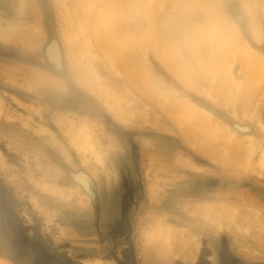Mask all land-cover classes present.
<instances>
[{"label": "rangeland", "instance_id": "1", "mask_svg": "<svg viewBox=\"0 0 264 264\" xmlns=\"http://www.w3.org/2000/svg\"><path fill=\"white\" fill-rule=\"evenodd\" d=\"M4 1L7 7L10 2L11 10L8 16L0 15V28L8 23H33L43 36V41L36 48H32L33 45H23L18 40H0V65L6 66L4 72L0 70V158H4L7 164L5 171H0V196L3 195V199L0 197L1 221L8 244L23 262L109 264L108 261L111 264H164L163 258L146 251L141 238L144 226L157 214L173 227L183 226L187 234L196 233L200 241L196 258L200 256L205 264H212L214 261L223 264H264V258H260L264 257V240L260 242L258 238L252 243L234 227L220 233L207 226L202 218L181 210L186 202L225 200L248 204L264 211V175L258 171L240 170L231 166V163L246 164L247 161L256 164L259 149L249 157L248 144L239 148V145L226 142L222 138H212L211 129L204 128V125L188 123L186 118H174L175 111H169L161 105L162 99L157 98L156 91L149 87L144 79L146 73H142L146 70L142 69H147L146 64L149 62V69L165 79L168 85L170 83L180 91L183 88L157 62L152 50L145 51L144 58L141 49H137L139 52L135 50L132 60H136L137 55L138 63L131 60L127 63L128 58L123 59V63L126 62L124 67L133 74L136 73V76L133 75L136 77L135 87L127 82L122 73L118 75L115 71L114 75L111 71L113 67H109L107 63L109 61L90 59L95 67L91 66L95 75L105 81L115 95L123 98L121 106L137 116L132 124L116 121L111 112L106 111L96 98L72 81L66 55L67 45L61 37L65 23L60 15L65 14V9L59 7L55 0H24L23 11L20 9V0ZM217 1L219 5L216 0H196V3L204 4L207 10L209 8L213 18L221 10V17L226 16L238 27L239 37L259 56L264 57V7L259 8L264 6V0H258L257 7L255 0ZM70 3H66V9L75 21L74 17L77 18V15ZM247 3L255 9L252 11V22L261 26L260 40L249 29L251 16L245 8ZM221 17L214 19L218 21ZM73 20L70 21L75 24ZM52 32L56 34L57 42L61 46L64 72L54 71L43 53ZM227 32L229 34L226 33V37L228 35L233 42L235 38V47L241 52L242 48L237 46L240 44L234 33L230 30ZM90 33L92 31H87L89 41L95 47L92 52L97 51L99 56L103 54L101 51L106 53V50H100L102 48L97 50L100 45L94 41V34ZM109 53L113 57L112 52ZM138 55H142L141 60ZM81 59L79 62L85 63V58ZM243 60V64L239 58L231 62L236 85L230 84L226 87L236 99H241L248 93V100L242 104V108L226 106L222 101H217L216 96L208 101L196 96L194 98L204 101L207 108L220 117L226 116L240 124L253 126L251 135L254 140L258 139L260 144H264V130L255 126L259 121L264 123V59L257 60L245 54ZM221 68L222 72H226L227 67ZM18 69H28L59 79L64 88L37 84L29 74L17 73ZM250 72L253 75L249 76ZM139 77H144L145 81ZM19 92L24 98L30 99H20L16 96ZM63 115L72 118L75 124L84 121L89 128H97L101 164L93 158H87L86 164H82L67 136L55 124V120L63 118ZM222 120L225 121L224 118ZM41 125L49 128L53 137L37 133L36 130ZM186 134L198 137L199 140L202 138L203 146L211 152L206 154L189 146ZM211 156L225 163L214 162ZM186 159L201 165L202 171L187 168L183 164ZM126 170L129 171L132 178L130 182L133 181L136 189L133 197L135 201H131L130 206L123 210L125 214L128 213L129 227L125 232L127 230L129 234L120 232V228L116 229L120 221L107 219L117 213L113 194L122 187L121 181ZM78 172L92 178L97 188L96 201L85 191L86 189L92 196L95 194L90 181L84 176L79 177L80 182L86 181L85 184L81 182L84 189L76 180L75 174ZM148 177H153L158 184L153 201L146 191ZM43 182L55 183L69 189L70 198L41 191L38 184ZM115 218L117 219L116 216ZM111 231L113 234L110 235ZM122 236L128 237L124 241L125 245ZM126 246L128 255L123 262L117 252ZM180 261L173 258L171 264H179ZM195 261L188 264H195ZM181 263L186 264L182 261ZM0 264L14 263L0 256Z\"/></svg>", "mask_w": 264, "mask_h": 264}, {"label": "bare ground", "instance_id": "2", "mask_svg": "<svg viewBox=\"0 0 264 264\" xmlns=\"http://www.w3.org/2000/svg\"><path fill=\"white\" fill-rule=\"evenodd\" d=\"M55 1L59 7L65 9V14L60 15V19L64 20L63 23H65L61 30V37L64 44L67 45L66 55L69 62V71L72 74V81L80 89L96 98L106 111L111 112L116 121L132 124L137 116L135 115L136 113L130 112L121 106L123 98L115 95L111 87L105 81L100 80L98 75H95L91 66L95 67L90 62V59L94 61L104 59L105 62H111L110 64L109 62L107 63L109 67H113L111 69L113 74L115 75L116 72L118 75L122 73L127 82L134 86L136 80V77H134L136 75L134 74L136 73L133 74L127 67H124L126 66V62L123 63V59L128 58L129 62L127 63H130V60L136 62L137 60L139 61L137 55L136 60H132L133 55L135 57V50L141 49L140 52L144 55H138V57L142 56L143 58L146 55L145 51L152 50L151 52L154 53L157 62L183 88L180 91L172 84L169 83L168 85L165 79L152 72V69H149V62L147 61V69L145 67L142 69L146 70L142 72L143 74L146 73V78H144L145 76L141 77L142 79L139 78L141 80L146 79L147 84L150 85L149 87L156 91L157 98L162 99L161 105L169 111H175L173 115L176 119L179 117L186 118L188 123L194 122L197 126L201 124L204 125V128L211 129L212 138H222L226 142L239 145V148H244L248 144L250 146L249 157L250 155L252 157L254 152L259 149V159L256 164L247 161L246 164L242 162L232 165L231 163V166L240 170L258 171L264 175V144H260L258 139L254 140V136L251 135L253 126L240 124L237 120H230L226 116L222 117L221 115V118L208 109L204 102L197 101L194 98L196 96L208 101L209 99L213 100V97L216 96L217 101H222L226 106L232 105L242 108V104L248 100V93L241 99H236L235 95L231 94L226 88L230 84L236 85V79L231 71V62L239 58L240 63L243 64L245 54L257 60L260 58L264 59L247 42L239 37L237 26L229 30L234 33L236 40L239 42L240 45L237 46H241V52L239 48L236 49L235 47V38L233 42L231 38H228V35L223 40L212 45L206 42L205 33L208 31L211 22L217 19L216 17L220 18L223 16L221 10L217 11L216 17L213 15L216 18L214 19L210 14L212 11L208 8L209 12L204 4H199V1L196 3V0ZM68 1L71 2L70 4L77 15V18L74 17L75 21L66 9ZM20 2L22 5L20 9L23 11L25 7L24 0H20ZM258 2V0L254 1L255 7L258 6ZM216 3L218 4L217 0ZM262 7L264 6H260L259 8ZM245 8L249 16H251L249 29L260 40L262 38L261 26L257 22H252L254 18L252 11L255 9L251 8L248 3L245 4ZM2 12H7V4L4 0H0V13ZM241 19L240 16L239 20L241 21ZM70 20H73L75 24L71 23L72 21ZM87 31H92L94 36L92 33L90 34L96 38L94 41L100 45V47H97V50L99 51L100 48H102L100 50H106V53L100 52L103 53L102 55L105 54V57L100 54L102 58L96 54L97 51L92 52L93 44L89 41ZM177 37L183 38L185 42L180 54H176L173 51V42ZM12 39L22 42L23 45H33L32 48H36L43 41V36L38 32L33 23H8L7 26L0 28V40L9 42ZM109 51L112 52L113 57H111ZM137 51L139 52V50ZM46 52L55 67L59 68L58 70H63L61 68L64 66V63H62L63 55L57 39L48 45ZM81 58H85V63L79 62L82 60ZM143 58L142 60L144 61L145 59ZM227 60L230 62L228 63ZM226 63L228 64L226 65ZM132 66H134L133 63ZM222 66L225 69L227 67L226 72L220 70ZM5 69L6 66L0 65V70L4 72ZM12 72H15V70H12ZM17 73L29 74L31 78L34 77V82L40 85H48L52 88H64L59 79L50 78L39 72L18 69ZM248 74L249 76L253 75L251 72ZM119 78L121 77L119 76ZM137 82L139 81L137 80ZM6 118L9 117L6 116ZM223 118L225 121L222 120ZM55 124L67 136L71 147L78 154L83 165L86 164L87 158H93L99 164L102 163V158L98 151L101 146L100 137L97 135L96 127V129L89 128L88 124L84 121L75 124V121L67 115L63 118H57ZM255 126H260L264 130V123L260 121ZM212 131L217 133V135ZM36 132L40 135H50V137H53L52 131L43 125L39 126ZM185 137L187 143L192 148L200 149L206 152V154L211 152L203 146L201 142L202 138L199 140L198 137L196 138L188 134ZM247 140L249 141L247 142ZM211 159L217 163H225L217 157L211 156ZM183 164L191 170L202 171L201 165L194 164L188 159L184 160ZM5 166H7L6 161L4 158H0V171H5ZM80 176H84L90 181L95 189V194L92 196L85 189L82 183L85 184L86 181L82 180L80 184L85 191L90 194V197H96L97 188L92 178L87 174H80ZM157 185L153 177H148L146 191L151 201L156 198ZM38 186L41 191L52 195H59L66 199H69L71 196L69 189L58 186L55 183L43 182L38 184ZM0 197L3 199V195ZM181 210L190 213L194 217L202 218L207 226L220 233L227 228L234 227L246 240L252 243H255L258 238L260 242L264 240L261 239L264 238V211L262 209H257L248 204L226 202L225 200H203L197 201V203L186 202L181 206ZM1 217L0 211V250L18 261L19 264H26L8 244ZM184 232L183 226L178 228L173 227L164 218L155 214L153 220L144 226L141 238H143L146 251L155 254L160 259L163 258L164 261L162 260V262L164 264H171L173 258H178L188 264L197 259L196 254L200 248V241L196 233L190 232L187 234ZM100 263L97 262L96 264ZM107 263L111 264L108 261Z\"/></svg>", "mask_w": 264, "mask_h": 264}, {"label": "flooded vegetation", "instance_id": "3", "mask_svg": "<svg viewBox=\"0 0 264 264\" xmlns=\"http://www.w3.org/2000/svg\"><path fill=\"white\" fill-rule=\"evenodd\" d=\"M130 179H132V178H130V176H129V171L126 170V172H124V176L122 177V181H121L122 187H120V189H117L116 193L113 194L114 195V204H115L114 206H115V210L117 211V213L115 212L114 215L107 217V219L110 218V219H115L117 221H120V225L117 226L116 229L120 228V232L124 231V233L127 232V234H129V233L127 230L125 232V229H127L129 227L128 222H127L128 213L125 214L123 212V210L127 209L128 206H130L129 203L131 201L132 202L135 201V199L133 197L136 195V193H135L136 189L134 188L135 184L133 183V181L130 182ZM133 205L134 204H132V206ZM115 216L117 217V219L115 218ZM113 231L109 232V234L110 235L113 234ZM109 238H110V236H109ZM127 240H128L127 236H122V242L124 243V245L126 243L124 241H127ZM127 255H128L127 246L123 247L119 252H117V256H119L122 259L121 261H123V262L126 259ZM214 264H223V263L214 261Z\"/></svg>", "mask_w": 264, "mask_h": 264}, {"label": "clouds", "instance_id": "4", "mask_svg": "<svg viewBox=\"0 0 264 264\" xmlns=\"http://www.w3.org/2000/svg\"><path fill=\"white\" fill-rule=\"evenodd\" d=\"M236 25L231 22L226 16L221 20L213 21L208 27V31L205 33L206 42L209 45H212L218 41H221L225 38L226 33L229 29H234ZM184 40L181 37H177V39L173 42V51L176 54H180L184 47Z\"/></svg>", "mask_w": 264, "mask_h": 264}, {"label": "water", "instance_id": "5", "mask_svg": "<svg viewBox=\"0 0 264 264\" xmlns=\"http://www.w3.org/2000/svg\"><path fill=\"white\" fill-rule=\"evenodd\" d=\"M7 2H9V1H7ZM9 4V6L7 7V12H2V13H0V15H2V16H8L9 14H8V12H9V10H11V4H10V2L8 3ZM29 5V4H28ZM57 39V36H56V34L54 33V32H52V36H51V38L49 39V41L47 42V44L45 45V47H44V56H45V59L47 60V62L50 64V66L52 67V69L54 70V71H56V72H64V66L63 67H61V68H63V70H58V68H56L52 63H51V61L49 60V58H48V56H47V47H48V45L52 42V41H54V40H56ZM61 58V57H60ZM61 60V59H60ZM63 63V62H62ZM64 65V64H63ZM202 102H204V101H202ZM80 174H84L85 175V173H83V172H78V173H76L75 174V178H76V180L80 183V179H79V176H80ZM88 177V176H87ZM90 195V194H89ZM96 196V195H95ZM91 199H93V201H96V197H94V198H92L91 197ZM0 256L1 257H3V258H5V259H8L9 261H11L12 263H14V264H19V262L18 261H16L15 259H13V258H11L9 255H6V254H4L3 253V251H1L0 250Z\"/></svg>", "mask_w": 264, "mask_h": 264}, {"label": "crops", "instance_id": "6", "mask_svg": "<svg viewBox=\"0 0 264 264\" xmlns=\"http://www.w3.org/2000/svg\"><path fill=\"white\" fill-rule=\"evenodd\" d=\"M18 92V91H17ZM14 93H16V92H14ZM16 96L17 97H19L20 99H30V98H24V96H21L20 95V92H19V94H16ZM23 97V98H22ZM260 258H264V257H260ZM197 261H195L196 263L195 264H205V262H203L201 259H200V256L196 259ZM211 260V262H212V259H210ZM179 264H183V263H181V261L179 262ZM212 264H214L213 262H212Z\"/></svg>", "mask_w": 264, "mask_h": 264}]
</instances>
